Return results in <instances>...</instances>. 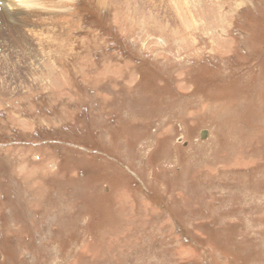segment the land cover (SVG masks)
<instances>
[{
    "label": "rangeland",
    "instance_id": "obj_1",
    "mask_svg": "<svg viewBox=\"0 0 264 264\" xmlns=\"http://www.w3.org/2000/svg\"><path fill=\"white\" fill-rule=\"evenodd\" d=\"M0 264H264V0L3 4Z\"/></svg>",
    "mask_w": 264,
    "mask_h": 264
},
{
    "label": "bare ground",
    "instance_id": "obj_2",
    "mask_svg": "<svg viewBox=\"0 0 264 264\" xmlns=\"http://www.w3.org/2000/svg\"><path fill=\"white\" fill-rule=\"evenodd\" d=\"M23 1L24 0H0V7L1 6H3V4H4V6H6L7 8H9L10 10H12V11H15V10H17V8H18V6H19V4H21V3H23ZM26 1V0H25ZM20 9V8H19ZM33 30V29H32ZM36 30V29H35ZM53 32H54V29H53ZM37 34V33H36ZM11 45H8V47H6V48H8L9 49V51H11V52H17V50L16 49H20V51H21V48L19 47V48H17L16 46H13V47H10ZM25 46V45H24ZM13 48H14V50H13ZM26 49H27V47H25ZM13 50V51H12ZM28 50H29V48H28ZM24 51H26L25 49H24ZM8 52V51H7ZM28 52V51H27ZM7 83V82H6Z\"/></svg>",
    "mask_w": 264,
    "mask_h": 264
},
{
    "label": "built area",
    "instance_id": "obj_3",
    "mask_svg": "<svg viewBox=\"0 0 264 264\" xmlns=\"http://www.w3.org/2000/svg\"><path fill=\"white\" fill-rule=\"evenodd\" d=\"M1 49H3V48H1ZM36 68H30V69H27L26 68V71H29V70H35ZM26 71H24V72H26ZM23 77V76H22ZM16 77H13V81H12V85H13V87H14V89H16V79H15ZM23 80H24V82H25V78L23 77ZM21 84H23V83H21ZM13 91H11V92H7L8 94H11Z\"/></svg>",
    "mask_w": 264,
    "mask_h": 264
},
{
    "label": "trees",
    "instance_id": "obj_4",
    "mask_svg": "<svg viewBox=\"0 0 264 264\" xmlns=\"http://www.w3.org/2000/svg\"><path fill=\"white\" fill-rule=\"evenodd\" d=\"M123 42H124V41H123ZM123 42H122V43H123ZM122 43L120 44V46H118L119 49H120V48H122V49L125 48V49H126L125 51H127V54H129L130 51H129L128 47H129V46H132L133 44H132L131 42H130L131 44H129V45H128L127 43H125V44H122ZM121 54H123V52H122ZM139 56H141V54H139ZM186 241L188 242L187 239H186Z\"/></svg>",
    "mask_w": 264,
    "mask_h": 264
},
{
    "label": "water",
    "instance_id": "obj_5",
    "mask_svg": "<svg viewBox=\"0 0 264 264\" xmlns=\"http://www.w3.org/2000/svg\"><path fill=\"white\" fill-rule=\"evenodd\" d=\"M207 137H208V131H203L202 133H201V139L202 140H205V139H207Z\"/></svg>",
    "mask_w": 264,
    "mask_h": 264
}]
</instances>
